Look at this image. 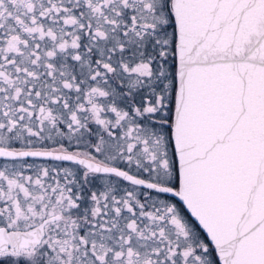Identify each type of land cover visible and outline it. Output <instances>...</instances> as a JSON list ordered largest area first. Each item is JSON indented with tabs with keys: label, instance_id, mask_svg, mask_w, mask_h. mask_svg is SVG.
I'll use <instances>...</instances> for the list:
<instances>
[{
	"label": "snow or ice",
	"instance_id": "6c2138e0",
	"mask_svg": "<svg viewBox=\"0 0 264 264\" xmlns=\"http://www.w3.org/2000/svg\"><path fill=\"white\" fill-rule=\"evenodd\" d=\"M0 264H264V0H0Z\"/></svg>",
	"mask_w": 264,
	"mask_h": 264
}]
</instances>
